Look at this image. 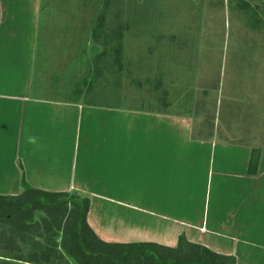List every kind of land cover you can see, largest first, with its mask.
<instances>
[{
  "label": "crops",
  "instance_id": "crops-1",
  "mask_svg": "<svg viewBox=\"0 0 264 264\" xmlns=\"http://www.w3.org/2000/svg\"><path fill=\"white\" fill-rule=\"evenodd\" d=\"M40 10V0H0V195L20 193L21 168L33 188L87 196V224L103 242L173 248L184 236L236 264H264V122L250 176L258 138L239 115H223L219 137L215 122L169 109L62 99L58 84L35 78L58 59L38 50Z\"/></svg>",
  "mask_w": 264,
  "mask_h": 264
},
{
  "label": "rangeland",
  "instance_id": "rangeland-1",
  "mask_svg": "<svg viewBox=\"0 0 264 264\" xmlns=\"http://www.w3.org/2000/svg\"><path fill=\"white\" fill-rule=\"evenodd\" d=\"M103 1L40 0L38 50L52 51L58 59L49 67L46 63L48 73L36 79L58 84L61 98L69 102L169 109L200 118L202 126L210 120L219 125V137L227 132L221 128L223 115H239L238 121L256 127L249 133L258 138L253 148L258 147L264 122V0H111L107 25H113L118 10L119 22L127 25L120 39L121 70L100 64L99 73L93 60L102 47L91 42V31ZM39 64L43 66L42 60ZM233 119V132L244 135V124ZM25 143L22 159L30 162L32 144L26 150ZM43 217L37 213L34 220ZM38 242L45 245L32 237V247ZM21 248L28 252L30 246ZM65 259L61 264H75Z\"/></svg>",
  "mask_w": 264,
  "mask_h": 264
},
{
  "label": "trees",
  "instance_id": "trees-1",
  "mask_svg": "<svg viewBox=\"0 0 264 264\" xmlns=\"http://www.w3.org/2000/svg\"><path fill=\"white\" fill-rule=\"evenodd\" d=\"M110 1H103L91 31V42L102 47L93 60L99 73L100 64L121 70L120 39L127 25L119 22V10L113 17V25H107ZM166 95L163 92L161 99ZM162 105L168 107L165 100ZM259 154V148L251 149L247 167L250 176L257 172ZM20 188L18 195H0V264H61L66 263V257L75 264H236L234 257L192 244L184 236L178 238L173 248L155 243L103 242L87 224L88 198L75 192L33 188L22 175ZM37 213L44 216L40 222L34 220ZM35 236L45 245L38 242L32 247ZM24 245L30 246L28 252L22 250Z\"/></svg>",
  "mask_w": 264,
  "mask_h": 264
}]
</instances>
